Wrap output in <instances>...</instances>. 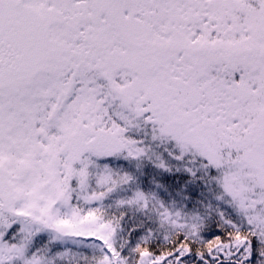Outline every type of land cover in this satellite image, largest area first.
Masks as SVG:
<instances>
[{
  "label": "snow or ice",
  "instance_id": "1",
  "mask_svg": "<svg viewBox=\"0 0 264 264\" xmlns=\"http://www.w3.org/2000/svg\"><path fill=\"white\" fill-rule=\"evenodd\" d=\"M0 264H264V0H0Z\"/></svg>",
  "mask_w": 264,
  "mask_h": 264
}]
</instances>
